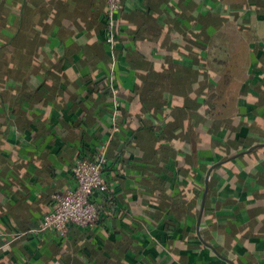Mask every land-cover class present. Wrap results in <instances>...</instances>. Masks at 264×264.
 <instances>
[{"label": "crops", "instance_id": "0c3cea01", "mask_svg": "<svg viewBox=\"0 0 264 264\" xmlns=\"http://www.w3.org/2000/svg\"><path fill=\"white\" fill-rule=\"evenodd\" d=\"M38 2L0 0V264H264V0H122L112 50L105 0ZM200 58L218 94L212 114L188 118ZM157 75L165 93H139ZM108 76L121 103L104 167L110 213L64 238L33 233L51 195L74 184L73 159L108 135ZM197 125L202 144L175 138L158 153Z\"/></svg>", "mask_w": 264, "mask_h": 264}, {"label": "built area", "instance_id": "2783aa9c", "mask_svg": "<svg viewBox=\"0 0 264 264\" xmlns=\"http://www.w3.org/2000/svg\"><path fill=\"white\" fill-rule=\"evenodd\" d=\"M122 0H105L104 40L112 50L117 35V14ZM112 67L113 61L111 62ZM112 94V110L109 115L108 135L101 142L92 158L77 155L70 167L74 184L63 193H53L50 205L44 212L39 224L29 231L43 236L67 237L72 226L89 228L99 227L102 217L110 213L105 204H111L109 181L104 174L107 160V148L112 137L120 131L121 103L119 90L113 86L112 77H107Z\"/></svg>", "mask_w": 264, "mask_h": 264}, {"label": "trees", "instance_id": "16d2710c", "mask_svg": "<svg viewBox=\"0 0 264 264\" xmlns=\"http://www.w3.org/2000/svg\"><path fill=\"white\" fill-rule=\"evenodd\" d=\"M27 1L29 3H31V4H38L40 2V1L38 2V0H27ZM119 14L120 13L117 14L118 18H119ZM16 15L20 16L18 14V12L16 13ZM21 32H23V31L21 30ZM15 34H17L16 31H15ZM20 34H21V36H24V35H22V33H20ZM20 34H18L17 36L20 37ZM220 35L221 34H218V36H220ZM214 37H215V35H214ZM192 38H194V39H191L189 37L187 38L185 35L183 36V35H176L175 34V36H174L175 42L174 43L175 44L177 43V44L181 45V47L183 46L185 48L191 49L193 52L194 51H197V53L201 52L204 49V46L198 42L197 36L192 37ZM6 42H7L6 38L4 36H1L0 37V56L2 57V55H3L4 59H5L6 55H7ZM217 54L218 55L219 54H223V56L225 55L226 57L225 58H217L216 57ZM170 55H172V58L174 59L175 63H177V64H180V62L183 60V58L181 57L182 55L180 54L178 49L174 50L173 53H171ZM211 55H212L213 62L217 61V62H219L222 65H226L228 63L227 59L230 56L228 50H223L222 51L220 49V51H217V50H215V46L212 49ZM200 63H201V65H200V67L198 68V71H197L198 75H199L198 76V83H197L198 87L196 88V93L194 94V97L191 100L192 103H191L190 107H189V102L187 101L188 102V108H192L190 110V115L188 116V118H195L197 111L199 109H201V107L206 109V111L208 113L212 114V112L214 111V107H215V100H216V97H217V94H218V89L215 88V85H214V87L212 88L211 91L207 90L204 87V84L202 85L201 82L203 81L202 79H203L204 74L207 72L208 63H206V60H203V59L200 60ZM222 68H227L228 69L227 66H223ZM226 75H227V77H224L225 78L224 81H225V85L227 86L230 83V81H229L230 80L229 72H226ZM158 77L160 78V80L159 79L155 80L154 81L155 84H151L146 89L140 90L139 93H150V95L152 96L153 93L164 92L165 85H164L163 81H164V78H167V76L166 75H157V78ZM106 78L107 77H105V79ZM143 80L144 79H142L141 81H143ZM122 90L125 91L126 88L122 87ZM164 93H162V94H164ZM162 94L159 95V97H157L156 99H157V101H160V102L163 103L165 101V98L163 97L164 95H162ZM188 120L190 121V119H188ZM197 127H198V125L197 126H191L188 130L184 131L181 134H178V136H173V137L167 138L164 141H159V143H158V145L156 147L157 150H158V153H159V151H161L162 147H165L168 143H170L172 141V139H175V138H177L178 141H181V142L189 144V145L193 144L192 143L194 141L193 139H195L196 141L198 140V142H200V144H202L203 137H202L201 133L198 131ZM95 147H98V145H96ZM154 156H155V154H153V155L151 154L150 155V157H153L151 160L154 159ZM148 157H149V155H148ZM157 160H158V158H157ZM231 162H232V160L228 161L227 163H224V164H221V165L217 166V168L214 171L211 172V174L209 176L210 180H212V176L215 174V172H217V169H219L221 167H224V166H227V164L231 163ZM204 217H205V215H204ZM201 228H203V227L201 226Z\"/></svg>", "mask_w": 264, "mask_h": 264}, {"label": "water", "instance_id": "95a60500", "mask_svg": "<svg viewBox=\"0 0 264 264\" xmlns=\"http://www.w3.org/2000/svg\"><path fill=\"white\" fill-rule=\"evenodd\" d=\"M208 176V175H207ZM224 259H226L227 260V258L226 257H224Z\"/></svg>", "mask_w": 264, "mask_h": 264}]
</instances>
